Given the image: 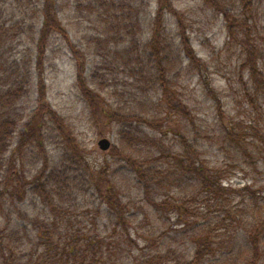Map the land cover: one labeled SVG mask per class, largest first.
I'll use <instances>...</instances> for the list:
<instances>
[{
	"label": "trees",
	"instance_id": "1",
	"mask_svg": "<svg viewBox=\"0 0 264 264\" xmlns=\"http://www.w3.org/2000/svg\"><path fill=\"white\" fill-rule=\"evenodd\" d=\"M84 1H87V8L105 10L114 16L108 29L90 41L108 52L101 55L109 60L112 54L117 57L115 61L125 67H135L142 74L147 71V76L155 77L160 88V107L172 110L180 122L176 134L180 149L172 156L170 166L159 162L166 153L160 149V141L126 127L133 126L134 122L157 127L162 120L139 115L121 116L106 109L104 115L112 122L126 125L120 128L122 138L155 146L159 156L150 148L142 160L118 149L114 151L124 156L140 178L144 205L132 202L116 178L102 171L104 169H99L97 175L88 172L93 185L90 190L95 191L93 195L100 202L94 211L91 229L76 231L72 226L71 207L85 196L87 182L80 183L71 177L62 163L50 164L47 155L45 158L39 156L38 169L27 175L24 167L19 169L20 162L15 159V152L10 153V147L19 123L26 119L21 116L19 105L30 97L34 73L39 80L38 108L26 120L16 149L33 142L42 149L45 127L50 121L63 128L60 116L46 102L43 79L45 60L54 36H62L66 41L76 61L78 86L93 111L100 112L97 95L90 90L85 77L87 56L71 41L57 12V0H0V218L10 223L8 215L13 208L24 222L21 225L17 220V224L0 227V264H264V198L260 199L250 184L244 187L227 184L221 170L212 169L201 160L197 139L192 141L186 130L188 124L184 126L182 122L183 118L191 121L197 130L189 105L173 90L168 74L170 65L174 63V69L181 63L180 58H171L174 49L167 33L169 15L176 19L180 46L187 58L192 63L200 62L187 35L183 14L172 0H156L152 36L145 45L140 38L144 24L140 15L142 7L147 9L144 0H123L124 4L119 0ZM208 1L228 17L222 5ZM119 11L124 16H119ZM122 41L125 48L119 50ZM20 45L24 50L15 52ZM144 56L149 57L148 64ZM153 61L155 66L149 63ZM251 61L250 54L245 66ZM251 72L254 75L256 71L252 69ZM236 128L232 139L244 132L239 124ZM258 137L257 155L264 160V134ZM232 139L231 144L241 149L242 157L254 163L256 157L248 150V145L238 138ZM30 196L44 202L51 213L47 218L32 217L19 208L18 205ZM246 202L253 207L251 214L246 207L242 208ZM247 214L251 218L246 220ZM173 216L176 217L174 228L169 226L156 238L157 226ZM143 219L150 220L152 227L148 231L150 237L146 238L149 244L145 246H141V237H135L132 230L133 224ZM24 225L26 235L20 228ZM31 227L32 235L28 229ZM33 240L40 243L31 245Z\"/></svg>",
	"mask_w": 264,
	"mask_h": 264
},
{
	"label": "rangeland",
	"instance_id": "2",
	"mask_svg": "<svg viewBox=\"0 0 264 264\" xmlns=\"http://www.w3.org/2000/svg\"><path fill=\"white\" fill-rule=\"evenodd\" d=\"M214 1L222 5L228 17L208 0H172L184 16L187 35L200 62L192 63L187 58L180 46L176 19L169 15L167 33L174 53H170V50L168 53L171 58H180L181 63L174 69V63L170 65L168 74L173 90L189 105L193 120L197 124L195 130L196 125L182 119L184 126L188 124L186 130L192 136V141L197 139L196 146L201 160L212 169L221 170L227 184L235 187L250 184L255 194L263 199L264 160L257 155V144L258 135L264 134V0ZM119 3L124 4L123 0H119ZM146 5L147 9L142 7L140 15L144 21L140 38L145 45L152 36L156 0H144V7ZM87 6V1L84 0H57V12L68 30L71 41L86 53L85 77L90 90L97 95L96 104L100 112L93 111L78 86L76 61L66 41L62 36H54L45 60L43 79L46 86V102L51 104L60 116L63 128L50 121L48 127H45L47 130L44 131L42 149L34 142L16 149L20 144V134L24 131L26 120L38 108L39 80L34 73L30 97L26 103L19 105L21 116L26 119L19 123L10 147V153L15 152L14 157L20 162L19 169L24 167L27 175L34 174L38 169L40 157L45 158L47 155L50 164L62 163L71 177L80 183L87 182L83 191L85 196H81L71 207L72 226L76 231L91 229V221L96 215L94 211L100 202L98 197L93 195L95 191L90 190L93 185L90 183L91 175L88 172L97 175L99 169H104L102 171L116 178L132 202L144 205L140 178L133 172L124 156L114 151L118 149L125 155L142 160V156H145L150 148L154 155L159 156L155 146L122 138L120 128L126 125L112 122L109 116L104 115L106 109H111L121 116L139 115L158 117L162 120L157 127L134 121L133 126L126 127L160 141V149L166 153L159 162L170 166L173 162L172 156L180 149L176 136L180 122L172 110L160 107V88L155 77L151 74L147 76V71L142 74L135 67H125L121 62L115 61L117 57L112 54L109 60L101 55L108 52L90 41L108 29L114 16L105 10H92ZM139 6L141 9V5ZM119 16H124V13L119 11ZM119 47V50L125 48L123 41ZM22 50L24 46L20 45L15 52ZM250 54L252 61L245 66ZM148 60L149 57L144 56L146 64ZM149 63L155 66V61ZM252 69L256 71L254 75ZM236 124H239L244 132L232 139V133L237 129ZM237 138L248 145V150L256 157L254 163L246 161L241 155V149L238 150L231 144L230 140ZM102 139L110 141L109 150L103 151L99 147ZM86 166L90 171L86 170ZM245 205L242 208L246 207V211L251 214L253 207H250L248 202ZM18 206L35 218L44 219L51 214L44 202L33 196ZM11 211L8 215L10 223L0 218L1 228L17 224V220L21 221V225L24 224L18 212L13 208ZM205 211L207 212V208ZM6 212L8 214V211ZM250 214L244 216L246 220L251 218ZM175 222V216L164 220L157 226L159 233L155 237L158 238L169 226L174 228ZM133 225V235L141 237V246L148 245L146 238L150 237L148 231L152 228L150 220L143 219ZM24 227L25 225L20 226L22 234L26 235ZM28 229L32 235V227ZM38 243L40 242L33 240L31 245Z\"/></svg>",
	"mask_w": 264,
	"mask_h": 264
},
{
	"label": "water",
	"instance_id": "3",
	"mask_svg": "<svg viewBox=\"0 0 264 264\" xmlns=\"http://www.w3.org/2000/svg\"><path fill=\"white\" fill-rule=\"evenodd\" d=\"M99 147L101 148V150L103 151H107L110 149L111 147V143L108 139H102L100 142H99Z\"/></svg>",
	"mask_w": 264,
	"mask_h": 264
}]
</instances>
